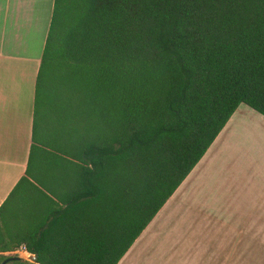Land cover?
<instances>
[{
	"label": "trees",
	"instance_id": "trees-1",
	"mask_svg": "<svg viewBox=\"0 0 264 264\" xmlns=\"http://www.w3.org/2000/svg\"><path fill=\"white\" fill-rule=\"evenodd\" d=\"M264 116V0H55L27 175L0 252L119 264L238 108ZM63 206L19 229L14 198ZM19 213L18 211H16Z\"/></svg>",
	"mask_w": 264,
	"mask_h": 264
},
{
	"label": "crops",
	"instance_id": "crops-1",
	"mask_svg": "<svg viewBox=\"0 0 264 264\" xmlns=\"http://www.w3.org/2000/svg\"><path fill=\"white\" fill-rule=\"evenodd\" d=\"M54 8L55 0H0V209L27 175L34 137L37 78ZM236 113L119 264H136L151 243L155 242L152 247H158L161 241L158 236L164 240L183 220L189 219L188 212H193L192 226L189 231H183V240L177 243L179 249L183 248V241L191 238L195 240L196 237L192 235L201 223L208 222V227L220 224L226 228L220 219L210 220L208 217L210 211L216 213L218 218L226 216V212L220 214L215 208L208 209L204 204L196 202L200 191H214V183L219 181L215 175L219 168V154L231 135L237 132L236 125H232ZM49 196L57 203L36 191L14 198L6 209L7 214L16 213L19 217L18 220L14 219V226L18 224L19 229L29 227V219L34 225L32 227L47 226L53 219V212L63 206L56 198ZM249 226L247 222V228ZM187 249L190 255L199 247ZM0 254H17L29 261L36 259L24 247Z\"/></svg>",
	"mask_w": 264,
	"mask_h": 264
},
{
	"label": "rangeland",
	"instance_id": "rangeland-1",
	"mask_svg": "<svg viewBox=\"0 0 264 264\" xmlns=\"http://www.w3.org/2000/svg\"><path fill=\"white\" fill-rule=\"evenodd\" d=\"M236 114L232 125L237 132L220 150L219 181L214 191H200L196 202L226 212L219 218L208 212L210 220L220 219L226 228L201 223L192 235L195 240L183 241L179 249L183 231L192 226L193 212H188L189 219L164 240L158 236V247L151 243L136 264H264V116L246 104ZM193 246L199 249L189 255L187 248Z\"/></svg>",
	"mask_w": 264,
	"mask_h": 264
},
{
	"label": "water",
	"instance_id": "water-1",
	"mask_svg": "<svg viewBox=\"0 0 264 264\" xmlns=\"http://www.w3.org/2000/svg\"><path fill=\"white\" fill-rule=\"evenodd\" d=\"M9 260L4 261L2 264H8Z\"/></svg>",
	"mask_w": 264,
	"mask_h": 264
}]
</instances>
